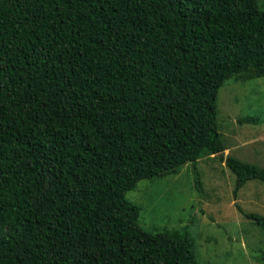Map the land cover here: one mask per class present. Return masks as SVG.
<instances>
[{
  "label": "trees",
  "instance_id": "obj_1",
  "mask_svg": "<svg viewBox=\"0 0 264 264\" xmlns=\"http://www.w3.org/2000/svg\"><path fill=\"white\" fill-rule=\"evenodd\" d=\"M258 77V0H0V264H201L187 226L146 230L127 194L187 163L202 191L219 90ZM226 164L235 195L264 182Z\"/></svg>",
  "mask_w": 264,
  "mask_h": 264
},
{
  "label": "rangeland",
  "instance_id": "obj_2",
  "mask_svg": "<svg viewBox=\"0 0 264 264\" xmlns=\"http://www.w3.org/2000/svg\"><path fill=\"white\" fill-rule=\"evenodd\" d=\"M264 9V0H258ZM255 116L258 123H239ZM218 120L226 150L198 161L202 191L193 165L177 174L143 179L127 197L142 207L140 224L151 232L187 226L201 264H264V229L238 208L264 215V182L250 180L234 193L236 175L228 155L264 166V77L228 80L219 90Z\"/></svg>",
  "mask_w": 264,
  "mask_h": 264
}]
</instances>
